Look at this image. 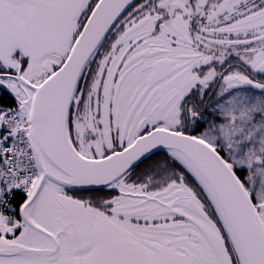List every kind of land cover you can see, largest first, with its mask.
Instances as JSON below:
<instances>
[{
	"label": "snow or ice",
	"instance_id": "6c2138e0",
	"mask_svg": "<svg viewBox=\"0 0 264 264\" xmlns=\"http://www.w3.org/2000/svg\"><path fill=\"white\" fill-rule=\"evenodd\" d=\"M0 264H264V0H0Z\"/></svg>",
	"mask_w": 264,
	"mask_h": 264
}]
</instances>
